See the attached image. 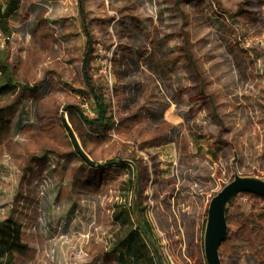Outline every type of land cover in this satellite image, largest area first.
I'll list each match as a JSON object with an SVG mask.
<instances>
[{
	"label": "rangeland",
	"instance_id": "rangeland-1",
	"mask_svg": "<svg viewBox=\"0 0 264 264\" xmlns=\"http://www.w3.org/2000/svg\"><path fill=\"white\" fill-rule=\"evenodd\" d=\"M82 6L22 0L0 50L28 88L0 97V220L22 225L28 247L15 264H116L110 250L126 228L114 213L136 202L163 264H207L212 198L236 176L264 181V0ZM86 33L110 129L65 114L95 116ZM227 223L222 263L264 264V198L237 195Z\"/></svg>",
	"mask_w": 264,
	"mask_h": 264
},
{
	"label": "trees",
	"instance_id": "trees-1",
	"mask_svg": "<svg viewBox=\"0 0 264 264\" xmlns=\"http://www.w3.org/2000/svg\"><path fill=\"white\" fill-rule=\"evenodd\" d=\"M21 4L22 0H7L5 2L0 0V29L9 37L12 33L10 28L11 20L17 15L21 8ZM79 6L81 14H83L82 0H79ZM86 35L87 52L82 62V72L85 84L89 88L90 96L92 97L95 116L89 118L84 115L81 109L74 106H66L65 114L69 115L72 112H78L86 127L90 129H110L113 126V118L110 115L103 95L96 92L89 75L90 53L88 51L90 39L88 33H86ZM2 54L3 53L0 52V97L10 94L12 89L17 87L26 91L28 89L26 86H16L14 84V78L10 71V67L6 61L3 60ZM4 128L2 116L0 114V133ZM118 165H120L118 160H111L104 166L116 168ZM131 192L135 195L138 194V187L135 186V184L132 186ZM255 196L264 198V196ZM138 208V202H136L132 207L128 208L127 206L124 208L119 206L114 213V221L119 222L123 226V229L126 228L125 235L120 238L110 250L113 261H116V264L159 263L153 249L149 245L150 242H152L156 248L158 247L156 241L153 239V228L147 221H141ZM134 219L136 223H134ZM138 221H141V224H139ZM27 250L28 247L23 242V226L14 218L0 220V264H15L16 255L25 254Z\"/></svg>",
	"mask_w": 264,
	"mask_h": 264
},
{
	"label": "water",
	"instance_id": "water-1",
	"mask_svg": "<svg viewBox=\"0 0 264 264\" xmlns=\"http://www.w3.org/2000/svg\"><path fill=\"white\" fill-rule=\"evenodd\" d=\"M67 127L69 126L67 125ZM70 132L72 134L71 130ZM74 143L78 153L88 165L91 167H100L99 164L97 165L88 158L76 139H74ZM241 193L264 196V181L257 178L236 176L231 183L226 185L212 198L208 208L204 235V249L207 264H223L220 257V248L228 235V223L226 219L227 206ZM149 245L153 249L159 264H163L158 249L152 242Z\"/></svg>",
	"mask_w": 264,
	"mask_h": 264
},
{
	"label": "built area",
	"instance_id": "built-area-1",
	"mask_svg": "<svg viewBox=\"0 0 264 264\" xmlns=\"http://www.w3.org/2000/svg\"><path fill=\"white\" fill-rule=\"evenodd\" d=\"M10 41V37L7 36L1 29H0V50L3 49L6 44Z\"/></svg>",
	"mask_w": 264,
	"mask_h": 264
}]
</instances>
